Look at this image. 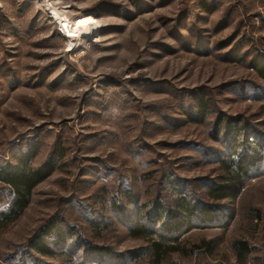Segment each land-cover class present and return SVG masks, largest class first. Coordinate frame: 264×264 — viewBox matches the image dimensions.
<instances>
[{
  "label": "rangeland",
  "instance_id": "374dc122",
  "mask_svg": "<svg viewBox=\"0 0 264 264\" xmlns=\"http://www.w3.org/2000/svg\"><path fill=\"white\" fill-rule=\"evenodd\" d=\"M62 20L74 35L60 32ZM234 49L243 63L227 57ZM258 57L264 0H0V168L30 147L31 167L56 164L22 216L0 229V264H97L70 244L71 255L56 259L31 251L55 218L84 244L112 250L110 264H264V174L223 205L233 214L227 228L190 231L161 263L130 235L135 208L123 218L114 208L128 189L144 214L154 200L171 213V177L208 202L225 151L216 119H241L264 135ZM198 96L209 116L191 123ZM12 198L0 182V210ZM238 242L250 248L243 259Z\"/></svg>",
  "mask_w": 264,
  "mask_h": 264
},
{
  "label": "trees",
  "instance_id": "16d2710c",
  "mask_svg": "<svg viewBox=\"0 0 264 264\" xmlns=\"http://www.w3.org/2000/svg\"><path fill=\"white\" fill-rule=\"evenodd\" d=\"M227 55L230 60L244 62L245 54L236 49ZM252 68L264 81V57L262 60L261 57L255 58ZM195 104L192 110L186 112V117L191 123H204L209 116L210 102L206 96H198ZM250 129L241 119H216L214 138L223 142L225 151L218 155L220 174L217 181L206 186V204L194 200L183 183L172 177L168 179L175 197L171 213L161 200H154L152 210L144 214L143 208L136 206L130 190L124 192L125 206L118 204L114 208L122 218L128 209L135 208V222H127L126 225L130 227L133 238H142L149 243V251L156 257L157 263L177 251L181 238L190 231L208 227L227 228L230 225L233 220L232 211L223 205L234 203L247 181L264 174V135ZM33 148L19 153L16 164L8 163L0 168V182L9 187L13 196L9 207L0 210V229L22 216L31 203L34 190L55 171L56 164L53 162H47L38 169L29 165L34 155ZM87 219L94 228L99 227L91 218ZM142 220H145L146 225ZM69 230L72 232H66L63 221L55 218L31 240V251L41 257L56 259L71 255L66 248L70 244L72 249L81 251L84 257L94 259L97 264L112 263L115 258L112 250L84 244L75 234L74 228ZM235 250L241 259L250 252L246 242L236 243ZM133 255V259H137L141 254L138 251Z\"/></svg>",
  "mask_w": 264,
  "mask_h": 264
},
{
  "label": "built area",
  "instance_id": "2783aa9c",
  "mask_svg": "<svg viewBox=\"0 0 264 264\" xmlns=\"http://www.w3.org/2000/svg\"><path fill=\"white\" fill-rule=\"evenodd\" d=\"M58 23H59V27H60V32L62 34H64V36L66 38L75 34L74 33L75 32V29H74L75 26H73L72 23L69 22L68 20H62Z\"/></svg>",
  "mask_w": 264,
  "mask_h": 264
},
{
  "label": "bare ground",
  "instance_id": "6f19581e",
  "mask_svg": "<svg viewBox=\"0 0 264 264\" xmlns=\"http://www.w3.org/2000/svg\"><path fill=\"white\" fill-rule=\"evenodd\" d=\"M89 25H90V23L86 21L85 23L79 24L77 29L80 30V29H83V28H88Z\"/></svg>",
  "mask_w": 264,
  "mask_h": 264
}]
</instances>
